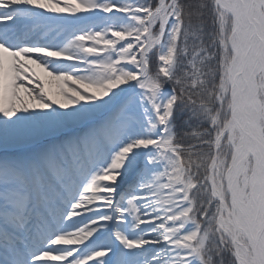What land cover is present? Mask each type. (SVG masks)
<instances>
[{
  "label": "snow or ice",
  "instance_id": "1",
  "mask_svg": "<svg viewBox=\"0 0 264 264\" xmlns=\"http://www.w3.org/2000/svg\"><path fill=\"white\" fill-rule=\"evenodd\" d=\"M0 264H264V0H0Z\"/></svg>",
  "mask_w": 264,
  "mask_h": 264
},
{
  "label": "bare ground",
  "instance_id": "2",
  "mask_svg": "<svg viewBox=\"0 0 264 264\" xmlns=\"http://www.w3.org/2000/svg\"><path fill=\"white\" fill-rule=\"evenodd\" d=\"M37 71L39 72V69H37Z\"/></svg>",
  "mask_w": 264,
  "mask_h": 264
}]
</instances>
